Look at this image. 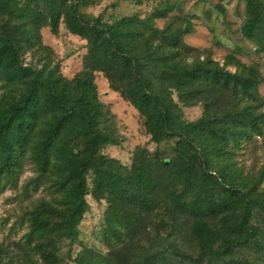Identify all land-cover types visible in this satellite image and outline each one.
<instances>
[{"label": "trees", "instance_id": "1", "mask_svg": "<svg viewBox=\"0 0 264 264\" xmlns=\"http://www.w3.org/2000/svg\"><path fill=\"white\" fill-rule=\"evenodd\" d=\"M95 1L0 0V186L32 163L57 191L28 213L19 264H264V163L238 158L258 138L264 151L259 66L188 45L198 17L172 0L145 16L83 11ZM243 1L242 34L264 53V0ZM62 23L86 41L73 78L43 41ZM98 72L155 144L138 146L130 165L104 151L119 139ZM197 105L201 116L187 119ZM89 197L107 203L105 254L73 253Z\"/></svg>", "mask_w": 264, "mask_h": 264}, {"label": "rangeland", "instance_id": "2", "mask_svg": "<svg viewBox=\"0 0 264 264\" xmlns=\"http://www.w3.org/2000/svg\"><path fill=\"white\" fill-rule=\"evenodd\" d=\"M163 0H96L85 6L83 11L91 14L110 16L112 14H129L139 11L141 16L149 14ZM177 3L184 14L195 15L196 29L185 37V42L202 52L209 51L213 57L224 62L229 53L235 54L247 64L259 66L264 78V53H258L252 42L246 39L241 31L245 18V2L243 0H172ZM176 13V12H175ZM174 15V14H172ZM168 19H158L162 27ZM43 41L52 49V55L60 61L61 70L68 78H73L83 69L84 55L87 52L86 41L71 33L61 24L58 34L49 27L42 30ZM38 58V57H37ZM34 59L27 55V60ZM36 60V58H35ZM233 69V67H231ZM96 83L101 100L110 106L114 113L119 143L107 146L104 151L116 157L124 164L130 165L134 150L138 146L155 149V144L147 134L137 109L118 92L110 87L103 73L96 74ZM264 97V83L259 87ZM202 106L185 107V117L190 120L199 118ZM262 138H258L238 155L247 169H257L264 163ZM57 191L52 182L39 177L32 163H27L18 175L16 182H2L0 186V259L5 264H19V259L26 252L29 222L28 213L33 210L39 200H52ZM90 209L80 226V243L74 245L73 253L84 252L86 248L95 253H108L109 248L104 239V214L107 203L98 202L89 197ZM69 249L68 242L62 243L65 253ZM126 255L125 249L120 251ZM38 264H45L38 259ZM62 264H75L64 260Z\"/></svg>", "mask_w": 264, "mask_h": 264}]
</instances>
